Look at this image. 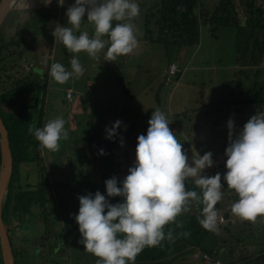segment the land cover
I'll return each instance as SVG.
<instances>
[{
  "label": "rangeland",
  "instance_id": "374dc122",
  "mask_svg": "<svg viewBox=\"0 0 264 264\" xmlns=\"http://www.w3.org/2000/svg\"><path fill=\"white\" fill-rule=\"evenodd\" d=\"M215 1L210 0V3ZM47 2L14 0L9 8L21 13L41 6L54 7V0ZM74 3L75 0H58L55 28L58 25L72 27L67 24L65 6L70 7ZM142 14L141 9L139 16ZM23 15L20 23L24 20ZM59 18L61 22L57 21ZM9 28L7 24L3 30L11 35L16 29ZM136 29L137 36L140 27ZM73 31L76 35L87 31L92 37L95 29L85 17L79 30ZM246 34L242 26L220 28L216 33L201 27L197 46L174 49L169 58L164 56L161 45L138 41L131 53L118 55L111 61L107 58V52H103L108 50L107 43L98 53V58H91L86 52H70L53 34L51 40L50 34L45 35L43 31L38 32L31 45L26 41L21 47L27 59L23 62L24 69L37 67L44 70L45 65L49 64L44 124L57 117L64 118L68 139H61L57 151L44 148L42 152L44 167L48 168L50 174L48 182L53 180L56 184L53 195L59 218L54 219L56 210L49 204L50 223L47 225L43 223L39 209L22 216L21 221L10 217L9 225L6 223L16 262L19 263L21 257L15 249H26L28 264H97L98 258L94 254L84 250L82 244L73 243V231L69 238L71 248L68 247L69 239L65 236V230L69 231L71 225L65 223V183L76 176L70 166V158L75 156L74 150L77 149L73 143L76 142L79 147L77 159L82 150L87 151L84 146H87L89 137L106 136V127L110 125L103 123L118 116L122 106H127L126 117L139 125L148 110L159 108L169 121V128L181 142L189 164L192 158H198V154L202 156L211 152L213 163L218 168L212 172L206 168L202 175L211 177L219 173L222 186H226L225 150L229 143L227 122L232 119L239 131L250 117L261 112L258 107L235 105L234 102L238 100L236 95L228 97L233 90L238 93L245 81L243 74L234 76V73L242 70L238 66V58L239 50L245 45ZM73 56L78 57L84 69L83 75L79 78L73 76L63 84L56 82L50 76L51 65L61 63L70 71ZM109 62L115 64L107 66ZM169 62L176 66L177 72L169 76L167 81ZM125 90H128L127 95H122ZM135 158L136 154L132 150L128 155H121L122 168L127 175L128 169L135 164ZM19 170L22 176L27 171L31 184L34 183L35 168L21 166ZM223 200L227 206L223 207L227 210L219 213H229L230 219L227 223L225 218L224 225L217 226L218 231L207 230L200 224V218H197L200 212L195 201H191L188 211L182 212L175 222L170 223L172 235L181 234L189 246L181 256L171 257L167 264H212L211 261H205L203 255L209 256L212 261L219 260L221 264H264V215L258 216L255 222L243 220L229 212L231 205L224 197ZM247 254L251 257L243 259Z\"/></svg>",
  "mask_w": 264,
  "mask_h": 264
},
{
  "label": "trees",
  "instance_id": "16d2710c",
  "mask_svg": "<svg viewBox=\"0 0 264 264\" xmlns=\"http://www.w3.org/2000/svg\"><path fill=\"white\" fill-rule=\"evenodd\" d=\"M135 2L139 7L144 5L140 8L144 14L138 15L139 23L137 17L130 21L135 27H140L137 41L161 45L164 56L167 58L174 49L197 46L201 27L209 28L212 33H216L220 28H239L240 26L245 28L246 42L239 50L238 58V66L242 70L234 73V76L243 74L245 81L238 93L233 90L228 97L236 95L238 100L234 102L235 105L258 107L257 109L264 112V0H216L212 3L210 0H149L147 2L144 0L142 3L135 0ZM57 4L58 0H54V7L41 6L26 9L21 13L9 8L0 26V117L8 134L12 157V175L1 212L5 229L6 223L9 225L10 217L21 221L22 216L32 214L35 209L40 210V215L44 219L43 223L47 225L50 223L49 204L56 210L54 219L59 218L56 199L53 195L56 184L53 180L48 182L50 174L48 168L44 167L42 156L44 147L34 135L28 132L30 124L34 123L37 127L44 126L45 104L49 87V64L45 65L44 70L37 67L25 70L23 62L27 59L21 51L25 42L28 41L31 45L40 31L48 36L50 34L49 38L53 40L52 32L55 29ZM67 9L68 7L65 6V11ZM22 15L24 20L20 23ZM57 21L61 22V19ZM123 22L125 21H113L112 24L114 27L116 23ZM7 24L10 27L9 30L12 29L11 27L16 29L11 35L3 30ZM103 38L105 41L109 40L107 35ZM103 52L106 53L107 49ZM66 54L68 53L65 48ZM114 64V62H109L107 66ZM172 64L169 62L168 67ZM127 92L128 90L123 91L122 95H127ZM235 110H238L237 106ZM152 112L153 110H148L139 125L135 120L126 117L127 106H122L118 116L111 119L112 121L104 122L103 125L109 123L111 127L115 121L120 120L123 125H127L126 131L122 125L117 129L118 135L113 140L106 139V136L89 137L87 146H84V150L87 151L81 149L82 153L77 159L75 158L79 147L76 142L73 143L77 149L74 147L75 156L69 161L76 176L65 183V191L67 190L65 192V223L71 225L69 231L65 230V236L69 239L73 231V243L81 244L79 241L82 239L79 225L74 218L79 212V196L88 193L94 195L99 191L112 204L123 202V198L118 196L107 197L105 181L115 176L119 182L127 176L122 168L121 155H128L131 150L136 154L137 138L141 134L146 135L148 120ZM121 137L124 140L123 147L120 145ZM101 149L106 155L99 154ZM21 166H32L36 169L33 184L30 182V175L27 171L22 176L19 170ZM118 186H120L119 183ZM185 186L186 190H194L202 197L201 189L195 185V177L186 179ZM221 191L222 200L215 205V209L218 216L222 215L228 223L229 213H219L227 210L224 208L227 206L223 204V197L231 206L239 197L234 190L227 188V185L223 186ZM195 206L200 212L197 218H203V204L195 202ZM231 206L229 212H231ZM169 231H171L170 224L164 228L166 238L157 246H146L136 256L134 264H167L171 257L181 256L189 246L187 240L181 234L172 235V239H168ZM8 239L14 264H28L29 261L25 257L26 249H15L16 254L21 257V261L16 262L9 234ZM42 241L41 239V246H43ZM68 247L71 248L70 239ZM207 254L211 255L209 252ZM214 257L216 258V253ZM250 257L247 254L243 259ZM0 264H2L1 257Z\"/></svg>",
  "mask_w": 264,
  "mask_h": 264
},
{
  "label": "clouds",
  "instance_id": "9594fccd",
  "mask_svg": "<svg viewBox=\"0 0 264 264\" xmlns=\"http://www.w3.org/2000/svg\"><path fill=\"white\" fill-rule=\"evenodd\" d=\"M50 2V0H48ZM47 2V3H48ZM140 13L135 0H75L68 7L67 24L58 25L52 34L72 53L86 52L91 58L108 44L107 58L131 53L137 46L136 27L130 21ZM94 25V35L79 30L84 18ZM113 21H125L116 23ZM107 35L108 41L101 37ZM71 70L61 63H54L50 76L58 83H66L75 76L83 75L84 69L77 56L70 61ZM66 120L57 117L43 127L30 124L28 132L40 145L57 151L61 139H68ZM123 122L115 121L106 127V139L113 140ZM127 130V125H123ZM228 146L225 150L227 172L224 180L227 188L238 194L231 212L246 221L255 222L264 215V112L249 118L239 131L229 119ZM121 147L124 140L120 138ZM134 166L128 175L118 182L113 176L105 181L107 197H121L123 202L112 204L97 191L94 195L79 196V212L74 216L79 225L84 250L94 254L97 264H134L136 256L146 247L157 246L166 238L164 228L176 221V217L189 210L191 201L202 203L199 222L207 230L218 231L215 205L222 199L221 175H202L212 166V153L206 152L192 158L191 165L181 142L169 128V121L157 108L148 120L146 135L137 138ZM100 155H106L103 149ZM195 177V185L202 197L194 190H186L185 181ZM118 183L120 186H118ZM184 235H188L185 233ZM172 239V232L167 233Z\"/></svg>",
  "mask_w": 264,
  "mask_h": 264
},
{
  "label": "water",
  "instance_id": "95a60500",
  "mask_svg": "<svg viewBox=\"0 0 264 264\" xmlns=\"http://www.w3.org/2000/svg\"><path fill=\"white\" fill-rule=\"evenodd\" d=\"M13 1L14 0H0V26ZM11 175L12 157L9 148L8 134L0 117V257L2 264H14L8 234L1 217L2 205Z\"/></svg>",
  "mask_w": 264,
  "mask_h": 264
},
{
  "label": "built area",
  "instance_id": "2783aa9c",
  "mask_svg": "<svg viewBox=\"0 0 264 264\" xmlns=\"http://www.w3.org/2000/svg\"><path fill=\"white\" fill-rule=\"evenodd\" d=\"M176 72H177L176 66L174 64L170 65V67L168 68L167 81L170 79L169 76H173ZM216 166H217V164L213 163L212 166L207 169V171H209V172L216 171L218 168ZM224 223H225V218L222 215L217 216V226L223 225ZM203 257H204L205 261H211L212 264H221L219 262V260H214V261L210 260L209 256H207V255H203Z\"/></svg>",
  "mask_w": 264,
  "mask_h": 264
}]
</instances>
